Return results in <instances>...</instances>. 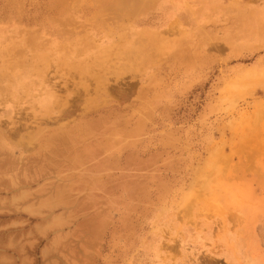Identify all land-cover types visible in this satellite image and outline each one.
Masks as SVG:
<instances>
[{
  "label": "rangeland",
  "instance_id": "374dc122",
  "mask_svg": "<svg viewBox=\"0 0 264 264\" xmlns=\"http://www.w3.org/2000/svg\"><path fill=\"white\" fill-rule=\"evenodd\" d=\"M0 264H264V0H0Z\"/></svg>",
  "mask_w": 264,
  "mask_h": 264
}]
</instances>
